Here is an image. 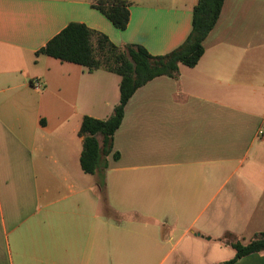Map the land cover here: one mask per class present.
<instances>
[{
    "label": "crops",
    "instance_id": "crops-1",
    "mask_svg": "<svg viewBox=\"0 0 264 264\" xmlns=\"http://www.w3.org/2000/svg\"><path fill=\"white\" fill-rule=\"evenodd\" d=\"M126 1L117 29L94 0H0V264H223L228 234L264 232V0H223L198 62L135 90L102 191L82 170V118L112 113L120 77L40 49L71 22L151 55L189 35L197 0Z\"/></svg>",
    "mask_w": 264,
    "mask_h": 264
},
{
    "label": "trees",
    "instance_id": "trees-1",
    "mask_svg": "<svg viewBox=\"0 0 264 264\" xmlns=\"http://www.w3.org/2000/svg\"><path fill=\"white\" fill-rule=\"evenodd\" d=\"M223 0H197L192 9V27L183 43L163 55H151L136 44L116 46L104 34L78 22L67 24L53 36L40 52L61 61L85 66L89 71L103 69L119 75V100L112 113L105 119L90 116L82 118L78 135L82 136L79 162L86 173L96 174L102 191L106 156L112 148V139L119 126L127 101L137 88L154 77H177L179 65L193 67L203 54L202 41L214 27ZM126 0H94L98 9L117 29H124L129 19ZM234 250L232 258L223 264H232L251 253L264 251V232H259L246 244L232 234L226 236Z\"/></svg>",
    "mask_w": 264,
    "mask_h": 264
},
{
    "label": "rangeland",
    "instance_id": "rangeland-1",
    "mask_svg": "<svg viewBox=\"0 0 264 264\" xmlns=\"http://www.w3.org/2000/svg\"><path fill=\"white\" fill-rule=\"evenodd\" d=\"M209 251L206 247L201 246L195 252L191 253L192 264H205L208 261Z\"/></svg>",
    "mask_w": 264,
    "mask_h": 264
},
{
    "label": "built area",
    "instance_id": "built-area-1",
    "mask_svg": "<svg viewBox=\"0 0 264 264\" xmlns=\"http://www.w3.org/2000/svg\"><path fill=\"white\" fill-rule=\"evenodd\" d=\"M30 84L35 87L39 88L41 86V81L39 79H34L33 81L30 82ZM260 132V131H259Z\"/></svg>",
    "mask_w": 264,
    "mask_h": 264
}]
</instances>
